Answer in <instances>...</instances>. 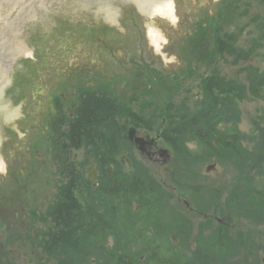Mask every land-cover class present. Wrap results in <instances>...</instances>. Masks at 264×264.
Here are the masks:
<instances>
[{
	"label": "flooded vegetation",
	"instance_id": "obj_1",
	"mask_svg": "<svg viewBox=\"0 0 264 264\" xmlns=\"http://www.w3.org/2000/svg\"><path fill=\"white\" fill-rule=\"evenodd\" d=\"M197 2L201 0H182V5L178 4L179 9L184 5L193 12L195 28L188 35L194 45H199L197 52L202 45H209L202 44L207 33L213 43V48L210 47L213 55L216 50L231 52L225 41L218 42L216 38L217 21L202 20L201 11L195 9ZM173 3L174 19L148 16L131 0H8L0 8V264L17 252L14 245L26 248L29 237L28 248H36L46 225L51 227L49 234L53 237L59 233L57 213L49 219L42 216L41 190L50 182L47 174L52 173L53 167L54 173L58 172L64 148L68 161L63 185H73L80 167L84 168V187L96 190L104 188L107 181H121L122 175L136 177L134 152L145 158L154 172L170 174L168 164L162 161L170 153L165 141L168 118L156 127L137 112L138 108L154 105L152 93L154 89L158 92L157 87L164 82L161 78L159 85H153L155 77H160L155 76L154 54L146 52L149 46L144 45L138 26L149 29L159 22L178 20L175 0ZM148 35L149 44L150 31ZM19 48L21 53H16ZM204 75L210 85L216 80L217 71ZM246 86L232 87L242 93L249 89L264 91L263 85ZM90 98L105 99L117 108V121L124 124L116 135L117 145L121 147L123 141L125 148L121 155L129 159L131 169L124 168L123 157L119 158L122 168L119 171L97 163L89 165L90 161L83 159L85 154L93 155V150L74 143L72 125ZM158 105L165 107L163 102ZM225 136L233 142L238 134ZM260 152L264 163V142ZM254 167L262 173L261 184L248 187L251 192L245 196H226L224 200L240 204L258 201L257 213L232 207L224 212L217 207L209 209L204 203L192 204L180 186L167 184L172 198L181 202L194 219L196 264H232L234 249L241 250L238 259L243 264H260L261 259L263 262L260 254L264 253V164ZM254 167L239 168L249 171ZM221 187L219 183L211 188L219 193ZM211 203L215 205V199ZM152 221L157 226L153 230L161 233L164 228L176 232L181 224L168 219L162 223ZM176 236L170 235L171 247L155 244L150 250L179 251L185 245Z\"/></svg>",
	"mask_w": 264,
	"mask_h": 264
},
{
	"label": "rangeland",
	"instance_id": "obj_2",
	"mask_svg": "<svg viewBox=\"0 0 264 264\" xmlns=\"http://www.w3.org/2000/svg\"><path fill=\"white\" fill-rule=\"evenodd\" d=\"M175 4L178 11V20L175 18V20H171L172 23L165 21L154 25L164 37L163 42L161 41L159 46L155 44L152 46L151 39L148 44L147 37L148 39L150 38L148 35L150 28L146 29L144 26H138V33L143 38L144 45L147 44L149 46L146 52L154 54L153 69L155 76L159 75L160 77L159 79L155 77L153 85H159L163 81L161 78L164 79V82L163 85L160 84L157 87L158 92L154 89L152 93L155 99L154 105L138 108L137 112L141 118L153 121L156 127H160L159 123L164 118H168L169 124L167 130L170 127L171 129L173 128L170 122L172 120L170 119L171 116L177 118L178 115L183 116L186 113L195 112L200 114L202 106L210 103L212 98L208 88L209 83L206 82L204 75L205 72H211L215 69L217 77L222 78L228 84L247 85L246 88L251 87V85L264 86V29L259 26L262 23L264 24V0H201V3L197 2L195 9L201 11L202 20H204L203 18L207 20L213 18V20L217 21L216 38L218 42L219 40L225 41L232 48L231 52H222L219 50L220 44H218L216 48L219 51L216 50V54L214 55L210 51V47L213 48V43H211L208 33L207 35H203L202 44L207 43L209 45H202L200 52H197L196 48L199 45H194L190 35H188L195 28L193 12L191 13L184 5L181 9L178 8V4L182 5V0H175ZM224 49H226V46ZM243 59L246 62H241ZM252 74H256L259 77V84L252 83L254 79L251 77ZM240 95L241 97L237 102L233 100L235 104L228 105L226 114H222L225 118L218 125V128L223 132V135L228 133L238 134L233 144L237 145L238 148H242L240 149L241 151L243 150L254 155L247 163H241L236 156H231L230 158L213 156L210 160L193 165L182 174V170L185 168L179 165L178 161H175L173 150L170 148V153H168L170 161L167 163L170 168V174H166V171L160 173L159 171L161 170L157 169L154 172V168H149L151 165L145 158L140 157L138 153L134 152L135 167L137 166L141 175H143L144 170L147 178H150L151 181L157 184L154 186L158 188L157 192L159 194L162 192L166 197L162 199V207L167 210L164 214L167 216L164 218L177 224V221H180L179 218L182 217L187 224L186 227L175 232L177 234L176 237L181 238L180 240H182L185 247H182L179 251L173 249L172 253L166 254L167 261H174L176 263H179L181 260L183 261V258L177 256L180 253L191 260L196 257L194 239L192 242L188 240L186 243L187 237L192 233H196L194 219L190 214L186 213L185 207L181 202H178L175 198H170L174 195L167 190V184L173 187L180 186L183 191L187 192L188 200L192 204L204 203L205 207L209 209L219 207L224 211L226 209L224 207V203H226L224 198L226 196L241 195L247 192L248 187L261 184L260 176L262 173L255 170L254 166L264 164L262 163L260 152L264 142V91L257 93L253 89H249ZM158 102H161V104L163 102L165 107H159ZM120 125L122 128L124 127V124ZM64 144L66 145V141H64ZM83 145L88 149L86 143ZM120 145L121 147H118L120 149L117 157L118 164L119 158L123 157L121 154H123L122 151L125 148L123 143H120ZM187 146L192 151H200L196 142L189 143ZM83 159L89 160V165L97 162L92 153L85 154ZM67 161L68 158L65 156L64 148L63 160L61 163L58 162V172L54 173L56 167H53L52 173L47 174L50 182L47 181L49 183H46L42 187V216L47 219L53 216L56 203L59 199V188L63 186V174L64 172L66 173L64 169ZM244 165L253 166L254 170L246 171L239 168ZM236 166L238 167L236 168ZM209 168L211 170L208 171ZM80 169L84 170L83 167H80ZM135 171L134 175H136ZM247 182H250L252 185H249L250 183L248 184ZM219 183L222 186L221 198L215 200L216 204L213 205L211 203L213 199L212 195L215 192L211 187L217 186ZM92 190L95 191L96 189ZM168 192L170 193L169 197ZM254 204L257 207L258 201H254ZM236 208L240 209V207ZM157 215H160V210L157 212ZM168 215L174 216V218ZM161 219L160 216L156 218L159 222ZM46 227L47 229L41 233L40 241L38 240V247L36 246L33 249L28 248L29 244H31L28 242L31 239L29 237L26 242V248H19L17 245H14L13 248L17 252L8 256V259L5 258L2 264H55L56 262L59 264L57 258L47 255L44 251L48 234L50 233L49 229H51L49 225H46ZM164 230L166 231L165 228ZM165 235L166 233L160 232V234H157V237L160 238L159 240H162L166 238L164 237ZM170 235H167V238L172 241ZM185 237L186 239L184 240ZM108 243L113 246L115 238H110ZM142 254L141 262L142 264H147L144 260H146L149 254L153 253ZM240 254L241 250L234 249L232 264H243L238 259ZM153 256L156 261L162 258L159 253H155ZM260 256L264 258V253L261 252ZM174 257H178L181 260ZM260 262V264H264V260L262 262L261 259ZM68 264H71V261Z\"/></svg>",
	"mask_w": 264,
	"mask_h": 264
},
{
	"label": "trees",
	"instance_id": "obj_3",
	"mask_svg": "<svg viewBox=\"0 0 264 264\" xmlns=\"http://www.w3.org/2000/svg\"><path fill=\"white\" fill-rule=\"evenodd\" d=\"M259 26L264 29L263 23ZM251 77L254 78L253 84H259L256 74ZM233 85L216 77L208 85L212 99L202 106L200 114L194 112L178 115L177 118L170 117L173 128L166 130L165 141L173 150L175 161L185 168L182 174L213 156L238 157L237 153L242 152L246 157L243 163L254 157L228 141L226 134L223 135L218 128L225 118L222 114H226L228 105L235 104L233 100L236 101L242 94L233 89ZM117 117L118 110L113 104L105 99L90 98L80 110L72 128L74 143H86L93 150L97 165L103 168L114 166L119 171L122 168L117 163L119 149L116 135L120 129ZM192 142L198 143L199 152L188 148L187 145ZM135 168L136 177L122 175L121 181H107L104 188L95 191L84 187L83 172L78 168L76 181L73 185L64 184L59 194L53 213H57L60 231L55 237L48 234L44 250L46 254L57 258L59 264H68L69 261L71 264H139L142 263V253H158L150 248L155 246L157 234L160 233L153 230L157 226L152 219L158 216L156 210L160 204L162 206V203L159 204L162 202L161 197L158 188L154 187L157 184L147 178L143 168V175L137 166ZM212 190L215 192L217 189ZM218 190L220 194L215 192L212 195L215 200L221 198L222 189ZM229 206L228 202L224 203V207ZM239 207L245 212L249 210L247 204ZM179 219L185 221L182 217ZM164 233L167 236L175 231L167 229ZM112 237L115 238V244L110 246L108 241ZM153 254H149L144 262L168 264L165 258L154 260ZM180 254L177 256L183 261L174 257L181 261H173V264H196V257L191 260Z\"/></svg>",
	"mask_w": 264,
	"mask_h": 264
},
{
	"label": "bare ground",
	"instance_id": "obj_4",
	"mask_svg": "<svg viewBox=\"0 0 264 264\" xmlns=\"http://www.w3.org/2000/svg\"><path fill=\"white\" fill-rule=\"evenodd\" d=\"M132 2H134L138 7L139 9L145 13L146 15L148 16H155V15H161L163 17H167V18H170V19H174V3H173V0H131ZM150 36H151V39H152V42L156 45V46H159V43L164 39L163 36L161 35V33L153 26L150 27ZM237 102V101H236ZM226 137V136H225ZM227 138V137H226ZM228 141H230L228 138H227ZM234 142V141H233ZM238 148V146H236ZM241 149V148H240ZM237 156L239 158V160L241 162H245L246 161V157L244 154L241 153H237ZM249 192H251V189L248 188L247 192L246 193H242L240 196H245L247 195ZM160 197H161V201L162 199H165V195L161 192L160 194ZM163 202V201H162ZM162 202H159L162 203ZM248 206H249V210L247 211H252V212H258L259 210V204L257 205V207L255 206L254 202H250V203H246ZM228 205H230L229 207L231 208H235V209H238L236 207H239L240 205V202L238 201H234V202H231V201H228ZM160 210V216L162 219H161V223L164 222L166 219L164 218L165 216L167 215H164L165 214V210L161 204H160V207L158 208V210H156L157 212H159ZM238 210H242L241 208L238 209ZM163 212V214H162ZM170 216V215H168ZM172 218H174V216H170ZM156 220V218H155ZM177 222H180V226L177 227V230L179 229H183L184 227L187 226V224L185 223V221H177ZM194 236H195V233H192L190 234L188 237H187V240H186V243L188 242V240H190V242H192V240L194 239ZM166 237V238H164ZM162 238V240H159L160 238H158L156 241H155V244H168L169 247H171L172 245V242L167 238V236H164ZM233 245L236 246L233 242ZM111 246V245H110ZM169 253H172L171 251L170 252H166V253H162L159 251V255L162 257V258H165L166 259V254H169ZM139 264H142V263H139Z\"/></svg>",
	"mask_w": 264,
	"mask_h": 264
},
{
	"label": "water",
	"instance_id": "obj_5",
	"mask_svg": "<svg viewBox=\"0 0 264 264\" xmlns=\"http://www.w3.org/2000/svg\"><path fill=\"white\" fill-rule=\"evenodd\" d=\"M7 2H8V0H0V8L5 7L7 5ZM15 51H17L16 53H18V52L21 53V48H19L18 50L16 49ZM162 161L164 163H168L170 161L169 155H167L165 158H163ZM121 162H122L125 169H127V170L131 169L132 165H131V162L129 161L128 158L123 157ZM209 170H211V169L209 168L208 171Z\"/></svg>",
	"mask_w": 264,
	"mask_h": 264
}]
</instances>
